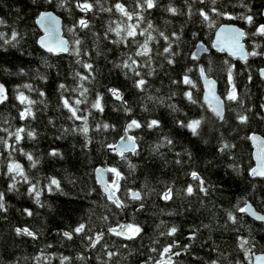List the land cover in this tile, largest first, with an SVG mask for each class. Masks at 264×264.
I'll list each match as a JSON object with an SVG mask.
<instances>
[{"label":"trees","instance_id":"trees-1","mask_svg":"<svg viewBox=\"0 0 264 264\" xmlns=\"http://www.w3.org/2000/svg\"><path fill=\"white\" fill-rule=\"evenodd\" d=\"M263 3L0 0V264H250L264 251V220L243 211L264 215L248 138L264 137ZM41 10L60 16L66 53L37 45ZM222 22L243 29L245 60L211 48ZM198 42L207 51L194 60ZM200 67L221 116L202 100ZM177 120L198 121L197 135ZM123 129L135 150H107ZM105 165L120 206L95 181ZM125 222L130 235L108 231Z\"/></svg>","mask_w":264,"mask_h":264},{"label":"water","instance_id":"water-1","mask_svg":"<svg viewBox=\"0 0 264 264\" xmlns=\"http://www.w3.org/2000/svg\"><path fill=\"white\" fill-rule=\"evenodd\" d=\"M261 14L264 18V3L261 8ZM34 23L40 31L39 36L36 39L37 45L44 51L51 53H66L68 51V41L63 35L62 20L52 10H41L34 18ZM260 32L264 39V24L260 25ZM243 29L232 22H222L218 24L212 34L211 48L215 51H224L231 57H237L240 60H244L247 57L246 48L242 41ZM199 45V47H198ZM205 46L198 42L195 44L193 51L196 52V58H198L204 51ZM261 78H264V66L258 71ZM206 74L200 72V84H201V96L204 104L212 111L216 116L223 114V98L220 96L217 90V82L211 76H205ZM4 84L0 81V102L4 94ZM249 142L251 145V156L253 165L250 169L251 176H261L264 174V137L258 133L249 134ZM136 144L133 140V136L126 130H122L121 136L112 144L107 146V150H111L117 154L132 152L135 150ZM19 163L12 165V170L19 168ZM108 166H96L94 168V178L99 186L101 192L107 199L116 202L119 206L120 201L117 199L113 189V183L107 178ZM133 197H137L136 192H131ZM243 211L250 218L263 221L264 215L249 203L246 202L243 205ZM129 224L127 222L119 224L115 227L108 228V231L115 232L122 236H128L131 231H127ZM251 264H264V251L253 253L250 256Z\"/></svg>","mask_w":264,"mask_h":264},{"label":"snow or ice","instance_id":"snow-or-ice-1","mask_svg":"<svg viewBox=\"0 0 264 264\" xmlns=\"http://www.w3.org/2000/svg\"><path fill=\"white\" fill-rule=\"evenodd\" d=\"M89 10H90V6H89ZM0 23H3V21L2 20H0ZM198 47H199V45H198ZM166 51H167V49H166ZM205 51H207V49H205ZM196 52H195V50L193 51V53H192V59H196ZM169 63L170 64H173L174 63V61L173 60H169ZM85 67H87V68H91V65H86ZM202 73H204L205 74V72H204V69L203 68H201L200 67V69H199ZM186 71H187V69H186ZM136 75L139 77V73H136ZM206 76V75H205ZM181 81H183V82H187L188 80H189V77L187 76V75H184V74H181ZM176 81H173V83H175ZM144 83H146L142 78H140V79H138V80H136L135 82H134V86H136L137 87V89H140V90H142V88H143V85H144ZM108 91L109 92H113V91H115V92H119V90L118 89H111V88H109L108 89ZM102 110V109H101ZM126 111H127V109H126ZM132 123H134L135 124V126L137 127V128H139L140 127V122L139 121H133ZM159 121L158 120H155V119H153V120H150V121H148V123H147V126L149 127V128H151V127H153V126H159ZM176 123H177V125L178 126H182V127H185V128H187L193 135H197V126H198V121L196 122V125L194 126L193 125V122L192 121H187L186 123L185 122H182V121H179V120H177L176 121ZM135 138L133 137V140H134ZM162 139H166V138H164V137H162ZM169 143H170V141H169ZM227 145H225V143H224V141H221L220 142V144H219V146H218V148H217V151H220L221 149H223L224 147H226ZM226 167H228V168H231L232 167V165L231 164H229V165H226ZM198 175V174H197ZM201 183H202V181H201ZM189 191H190V186H189ZM201 191H205V189H203V188H201ZM170 192H169V194H168V196H167V198L168 199H170ZM166 197H164L163 195L161 196V199H165ZM230 215V214H229ZM138 227V226H137ZM73 231H77L78 232V229H77V227L75 226L74 228H73ZM67 238H71V234L69 233V232H67V231H65L64 233H63ZM66 259V258H65ZM213 264H215V262H213Z\"/></svg>","mask_w":264,"mask_h":264},{"label":"rangeland","instance_id":"rangeland-1","mask_svg":"<svg viewBox=\"0 0 264 264\" xmlns=\"http://www.w3.org/2000/svg\"><path fill=\"white\" fill-rule=\"evenodd\" d=\"M9 166L11 167V165H9ZM18 170H19V169L15 170L14 172H15V173H18ZM127 230H128V231H131L132 228L130 227V228H128ZM167 262H168V257L164 255V256L160 257V259H158L157 261H155L154 263H151V264H165V263H167ZM142 264H145V263H142Z\"/></svg>","mask_w":264,"mask_h":264},{"label":"flooded vegetation","instance_id":"flooded-vegetation-1","mask_svg":"<svg viewBox=\"0 0 264 264\" xmlns=\"http://www.w3.org/2000/svg\"><path fill=\"white\" fill-rule=\"evenodd\" d=\"M262 24H264V23H262ZM261 25V24H260ZM260 25L258 26V30H259V32H260ZM261 33V32H260ZM262 35V34H261ZM243 38V37H242ZM262 38H263V35H262ZM243 41V40H242ZM263 46H264V39H263ZM264 66V61H263V64L258 68V71H259V69L261 68V67H263ZM258 73V72H257ZM258 76H259V74H258ZM260 77V76H259ZM261 78V77H260ZM261 79H264V78H261Z\"/></svg>","mask_w":264,"mask_h":264}]
</instances>
